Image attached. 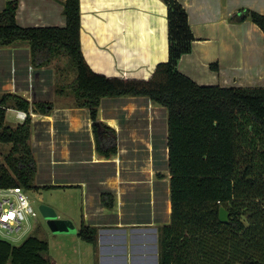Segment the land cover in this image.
Wrapping results in <instances>:
<instances>
[{
  "label": "trees",
  "instance_id": "16d2710c",
  "mask_svg": "<svg viewBox=\"0 0 264 264\" xmlns=\"http://www.w3.org/2000/svg\"><path fill=\"white\" fill-rule=\"evenodd\" d=\"M162 1L169 10L170 58L149 79L106 77L88 66L81 49V0H61L65 28H23L16 20L18 2L8 1L0 12V47L28 44L36 68L69 58L76 77L59 86L57 94L72 93L73 105L90 111L97 151L103 156L117 150L104 138L112 129L98 122L102 100L147 97L167 109L172 215L170 224L158 230V264H264V86L199 85L180 72L177 64L192 51L195 37L183 5ZM230 21H251L264 32V14L256 10L241 8ZM211 69L218 72L219 64ZM33 106L34 114L43 115L55 107L46 102ZM31 107L25 98L0 95V143L12 145L4 161L0 159V189L21 187L28 193L65 188L35 185ZM9 109L27 113L25 122L9 126ZM101 204L111 211L116 197L103 193ZM222 207L230 212L228 224L219 220ZM39 230L40 225L20 245L0 241V264H54L50 244L37 235ZM78 235L96 249L97 227L83 222Z\"/></svg>",
  "mask_w": 264,
  "mask_h": 264
},
{
  "label": "crops",
  "instance_id": "0c3cea01",
  "mask_svg": "<svg viewBox=\"0 0 264 264\" xmlns=\"http://www.w3.org/2000/svg\"><path fill=\"white\" fill-rule=\"evenodd\" d=\"M8 1L18 2L16 20L18 25L23 28L66 27L67 18L63 13L64 6L61 0H0V12L6 8ZM178 2L187 10L188 22L195 37L192 51L183 55L177 64L180 72L199 85L264 86V32L251 21L243 23L230 21L231 15L241 8L256 10L264 14V0H244L241 3L238 0H178ZM81 13V49L88 66L96 73L106 77L145 80L152 76L157 65L169 61V10L162 0H81ZM0 51L3 55L1 64L9 68L7 71L3 70L4 72L0 69L2 73L0 75V95L8 93L28 100L32 106L30 112L33 124L31 138L40 134V124L38 123L49 124L52 131L56 127L54 123L61 124L60 161H53L52 154L56 152V148L52 149V144H50L51 163L46 170L53 173L58 168L63 170L61 177L65 181L45 186H65L64 189H69L68 191L79 192L82 197L79 208L81 209L80 226L83 222L90 227L95 226L96 224H89V219H93L99 213L111 212L116 209L126 212L123 205L125 200L124 185L129 187L131 184L145 189L148 187V172L150 171L148 150L150 145L147 140L139 138L133 139L134 145H130L131 150L121 144L119 139L123 124L120 119L114 117L115 105L112 103L119 100L128 105L137 104L136 107L130 108L132 109L131 113L140 112L142 116L147 112V109L149 111V108L165 110L166 121L168 120L167 109L156 106L147 97L102 100L98 122L106 124L114 131L112 133V130H109V133L104 134V138L110 146L115 143L117 150L110 157L103 156L97 151V141L88 109L65 106L62 101L66 96H58L56 101L60 107L59 105L54 107L55 115H53L54 109L49 115L34 114L35 106L33 105L44 101L41 99L43 93L34 89L30 84V79L35 73V76H38L49 70L50 67L33 69L28 44L18 42L12 46L0 47ZM25 55L26 57H23ZM215 63L219 64L218 72L211 69V64ZM210 77L212 78L210 79ZM203 81L206 83H202ZM27 82H29L28 86ZM127 109L125 110L127 111ZM18 111L9 109L6 113V123L12 128L24 123L17 122ZM132 121H130L129 127L133 134L142 135L147 130L132 129L135 126L142 127L144 124L142 117L134 119V123ZM166 128L165 155L169 172L168 121ZM84 132L87 138L85 141L90 143L89 153L86 151L84 153V147H82L84 139L83 137L79 138ZM40 140L39 143H42L43 147L46 145L49 148L45 140ZM30 143L34 151L33 140L30 139ZM131 154H133V158ZM34 155L36 159L35 152ZM110 163L113 164L114 171L105 179L93 176L95 172L90 171L91 167ZM39 166L40 171L41 163L38 161ZM118 166H120L121 172L117 171ZM76 169L83 170L81 177L80 171L75 172ZM125 177H127L126 180H124ZM160 177L162 180L167 178V176ZM170 180L171 176L168 179L166 194L169 198V213L172 211ZM110 192L116 197L117 203L111 211L101 204V195ZM171 215L172 213L170 217ZM151 226V222L128 224L129 232L123 229L127 236H124L126 238L124 244L120 245V234L118 233L120 228L111 226L105 230L97 228L99 242L94 249L97 264H150L152 243L149 231L153 230ZM158 230L159 227L156 228L157 232ZM131 231L140 232L135 238L137 245L133 244L135 240ZM76 234H78V230ZM157 241L158 264L159 234ZM134 249L137 255L134 254Z\"/></svg>",
  "mask_w": 264,
  "mask_h": 264
},
{
  "label": "rangeland",
  "instance_id": "374dc122",
  "mask_svg": "<svg viewBox=\"0 0 264 264\" xmlns=\"http://www.w3.org/2000/svg\"><path fill=\"white\" fill-rule=\"evenodd\" d=\"M240 3L244 0H238ZM23 57H26L23 56ZM2 51H0V69L2 72L7 71L9 68L5 67L2 62ZM17 59V58H16ZM49 70L42 72L38 76H32L30 79V84L34 87V89L38 92L41 91L43 96L41 99L46 103H51L54 106H58V102L56 100L58 97L57 89L59 86L65 84H70L74 78L76 77L75 69L71 66L70 60L67 56H63L61 58H57L52 61V64L48 66ZM36 67L33 66V69ZM38 69V68H37ZM4 70V71H3ZM25 70V69H24ZM27 70V69H26ZM0 71V75H1ZM27 76V74H26ZM212 77H210L211 79ZM209 81V80H208ZM202 83H206L203 81ZM211 83V82H207ZM29 82H27V86ZM63 104L65 106H74L72 93H68L66 98H63ZM114 106L113 114L114 117L120 119L122 125L121 127V135L120 141L122 145L127 146L128 149L131 150L130 145H134L133 139H144L147 140V143L150 145L149 147V158L150 165L148 172V187L145 189L144 187H135L129 184V187L124 185L125 188V200L123 205L126 212H123L119 209L113 210L111 212L99 213L93 219H89V224H96L95 226L98 229L105 230L108 226L120 228L118 232L120 234V244H124L126 233L123 232V229H126V232H129L128 224L134 223H148L151 222L153 230L149 231L150 242L152 243V251L150 254V264H157L158 261V234L156 228H160L165 226L166 224H170L171 217L169 213V198L167 197V189H168V179L169 172L167 169L168 162L166 158V126L167 121L165 110H151L147 109V112L142 116L140 112L131 113L130 108H134L137 104L128 105L124 101L115 100L112 103ZM63 106V107H65ZM60 107V105H59ZM136 107V106H135ZM56 108V107H55ZM129 108V109H127ZM138 108V107H137ZM127 109V111L125 110ZM55 110L53 115H55ZM130 114V115H129ZM144 119V124L142 127L135 126L132 129L146 130L142 135H136L131 132V127H129V123L131 120L134 123V119L138 118ZM39 125V133L35 138L32 137L34 143V152L36 153V161L41 163V170L39 171L40 166L38 167V174L36 175L35 185L45 186V185H53V183L63 182L65 179L61 177L63 170L59 168L55 173L52 171L46 170L48 165L51 163V152L52 149L56 148V152L52 154L53 161H60V150H62V146H60V139L62 138L61 133V124H55V130H50V125L47 123H38ZM64 129V127H62ZM42 129V130H41ZM66 131V129H65ZM86 133L81 134L79 138L83 137L82 147L83 151L89 153L90 151V143L89 141H85ZM71 135V134H70ZM34 138V139H33ZM45 140L48 143V146H44L42 143H39L41 140ZM77 139V138H75ZM50 144H52L50 148ZM31 145V143H30ZM11 145L0 143V157L1 160L4 161V158L9 154L11 150ZM148 149V148H147ZM132 155V156H131ZM130 156L133 158V154ZM117 168L118 172H121L120 166ZM92 172H95L93 176L97 178L105 179L114 171L113 164L106 165H98L90 168ZM80 171L83 172L82 169H79L75 172ZM160 176H167L165 180H162ZM123 177V176H121ZM127 177L124 178L126 180ZM121 186V185H119ZM123 186V185H122ZM69 189H55V190H33L27 193L28 198L30 200L31 205L38 213L37 219H33L30 221V224H26V227H31L30 232L23 237H18V235H11V237L0 235V241L6 240L11 242L14 245H20L23 241L30 235L35 234V229L38 225H40V230L38 231L39 237L50 244L49 256L51 257L53 263L55 260V264H97L95 258V252L92 245L84 242L78 234H76L78 228H80V215H81V203L82 197L77 191H68ZM13 198V197H11ZM117 204V203H116ZM43 206L50 207L54 210L55 215L60 219L70 221L73 226L72 231L64 232V233H53L50 229L49 220L43 216L41 212V208ZM123 208V207H122ZM246 221L247 219L244 218ZM108 227V228H111ZM134 242L133 244L137 245L136 239L137 235L140 232H133ZM103 234V233H102ZM136 236V237H135ZM135 251V249H134ZM134 254L137 255L136 251Z\"/></svg>",
  "mask_w": 264,
  "mask_h": 264
},
{
  "label": "built area",
  "instance_id": "2783aa9c",
  "mask_svg": "<svg viewBox=\"0 0 264 264\" xmlns=\"http://www.w3.org/2000/svg\"><path fill=\"white\" fill-rule=\"evenodd\" d=\"M26 117L27 113L23 111L16 114L17 122H25ZM37 217L38 213L23 188L0 189V235H18L21 238L30 232L31 227L25 228V225Z\"/></svg>",
  "mask_w": 264,
  "mask_h": 264
},
{
  "label": "water",
  "instance_id": "95a60500",
  "mask_svg": "<svg viewBox=\"0 0 264 264\" xmlns=\"http://www.w3.org/2000/svg\"><path fill=\"white\" fill-rule=\"evenodd\" d=\"M41 212L46 219L50 222V229L53 233H64L73 230L72 223L67 220L60 219L55 215L52 208L43 206ZM219 220L221 223L228 224L230 222V212L226 211L223 207L220 209Z\"/></svg>",
  "mask_w": 264,
  "mask_h": 264
}]
</instances>
